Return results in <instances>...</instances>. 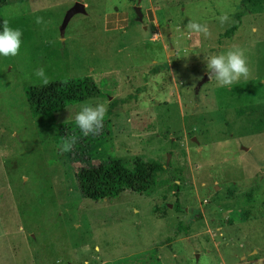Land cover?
<instances>
[{
  "label": "rangeland",
  "instance_id": "374dc122",
  "mask_svg": "<svg viewBox=\"0 0 264 264\" xmlns=\"http://www.w3.org/2000/svg\"><path fill=\"white\" fill-rule=\"evenodd\" d=\"M0 17L23 33L0 56V264H264V0H7ZM190 20L211 35L187 34ZM232 48L249 79L195 94L205 57ZM41 68L100 96L37 113ZM85 103L107 106L99 135L76 125ZM114 159L162 165L155 191L82 197L75 172Z\"/></svg>",
  "mask_w": 264,
  "mask_h": 264
},
{
  "label": "trees",
  "instance_id": "16d2710c",
  "mask_svg": "<svg viewBox=\"0 0 264 264\" xmlns=\"http://www.w3.org/2000/svg\"><path fill=\"white\" fill-rule=\"evenodd\" d=\"M244 4L257 5L261 0H242ZM7 0H0V7ZM240 15H236L233 24L226 29L221 37H230L240 26ZM3 21L0 17V31ZM31 106L37 113L62 111L72 103L82 102L100 96V92L91 78L68 79L47 85L30 88L26 92ZM162 165L156 162L134 161L131 167L123 165L121 160L114 159L91 167H82L75 172L78 190L82 197L98 201L115 198L124 191L146 195L155 191L157 173ZM174 189L179 185L173 184ZM186 226V225H185ZM183 227L180 225L178 230ZM189 226L184 228L185 231ZM177 230V231H178ZM177 231L175 236H177Z\"/></svg>",
  "mask_w": 264,
  "mask_h": 264
},
{
  "label": "clouds",
  "instance_id": "9594fccd",
  "mask_svg": "<svg viewBox=\"0 0 264 264\" xmlns=\"http://www.w3.org/2000/svg\"><path fill=\"white\" fill-rule=\"evenodd\" d=\"M221 23L228 20L226 15L219 17ZM37 23H43L42 17H37ZM187 34H203L206 38L211 35L207 24H202L190 20L186 25ZM22 31L19 28L10 26L9 21L5 19L0 31V56L15 57L19 54L22 45ZM207 66V77L209 80H215L218 87H228L240 81L242 78L247 80L251 75V69L248 64L245 50L241 48H232L225 53L213 54L205 57ZM35 75L39 77L44 85L50 83L44 69H38ZM107 113V106L104 103H97L94 106L85 103L81 110L75 116L76 125L84 136L99 135L104 127V120ZM76 138L64 144V150H71L75 144Z\"/></svg>",
  "mask_w": 264,
  "mask_h": 264
},
{
  "label": "water",
  "instance_id": "95a60500",
  "mask_svg": "<svg viewBox=\"0 0 264 264\" xmlns=\"http://www.w3.org/2000/svg\"><path fill=\"white\" fill-rule=\"evenodd\" d=\"M139 3H140V0H137V5H139ZM140 8H139V6H135L134 7V10L140 15V10H139ZM85 11H84V5L82 4V3H80V2H76L70 9H69V11L67 12V14H66V16H65V18H64V21H63V27L67 24V22L69 21V19L73 16V15H75V14H77V13H84ZM209 81V79H208V77H207V74H205L203 77H202V79H200V81L197 83V85H196V88H195V94H197L198 93V90L201 88V86L203 85V84H205L206 82H208Z\"/></svg>",
  "mask_w": 264,
  "mask_h": 264
},
{
  "label": "crops",
  "instance_id": "0c3cea01",
  "mask_svg": "<svg viewBox=\"0 0 264 264\" xmlns=\"http://www.w3.org/2000/svg\"><path fill=\"white\" fill-rule=\"evenodd\" d=\"M129 0H112V4L120 7L121 9L128 7Z\"/></svg>",
  "mask_w": 264,
  "mask_h": 264
}]
</instances>
